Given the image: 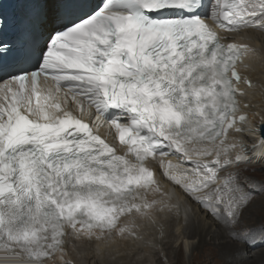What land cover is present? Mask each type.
<instances>
[{
    "label": "bare ground",
    "instance_id": "bare-ground-1",
    "mask_svg": "<svg viewBox=\"0 0 264 264\" xmlns=\"http://www.w3.org/2000/svg\"><path fill=\"white\" fill-rule=\"evenodd\" d=\"M47 2H48V9L51 10L54 7L53 2H55V0H47ZM243 4H244V2H243ZM263 7H264V0H254V4L252 5V3H251V5H249L250 11H248V12H247V7L245 6V8L243 9L244 10L243 11V17L245 18L246 16H250L251 20L248 22V24H245L243 29H241L235 35H232L231 36L232 41H229L231 44H234L235 47H237V50L240 53V57H241L239 60V63H238L239 73L237 76L239 79L238 80L239 81L238 86H237L238 90H239V94H237V95H238V99H239V103H240V105L238 107L242 113L248 114V116H249L246 119V121H248L249 125H247V124H246L247 126L245 125V127L247 129L250 128L248 130V133L245 130L246 128H244V126L240 125L236 128L237 130H234V132L231 133L229 139H227V141L224 144H220V145L215 144V145H209V146L208 145H201V144H199V145L194 144V145H191L189 147L187 146L183 152H186V154L189 155V157L187 159H189L190 162H188L187 159H184V157H182L180 160V163L179 164L175 163L174 167L170 170L167 169V167H165V165H164L163 174L166 177H164L163 180L161 178L158 179L157 187L159 186V189L155 188L149 194L143 192L142 199H140V200L136 199V200L131 202V205L129 206L131 209L125 210L126 213L124 214L123 222H124L125 226L120 231H118L119 230L118 227H120V224L117 223L114 226L116 230H111L110 232L107 229L103 233L102 232H96V231L84 232L83 230H78V229H76V231L73 233L74 235H70V233H72V232H64L66 234H63L64 240L62 241L63 242L62 251L57 252L56 253L57 256L56 255L52 256V253H47V254H45V257L48 255H50L52 257L56 256L58 258L61 257L64 259V261H66L65 264H75V262L72 258V255L74 254L73 251H74L75 247L77 245L79 246V244H81L82 242H84V241H86V243L89 242V245L93 244V246H96L97 244L99 245V243H101L102 245H99V247L103 248L105 246L104 245L105 241H109V240L111 241L112 240V242H113L112 244L115 243L114 246H116V247H114V246L113 247L116 249V248H119L118 247L120 244L119 241H122V238L125 241L126 239L133 237L132 235H135V233H136V235H138L141 232V229H143V228L146 229V227L149 225H150L149 227H152L151 229L155 230V231L153 230L154 232H156L154 235L157 237V234L159 235V233L162 232V230L159 228L161 226H159V225L157 226V224H158V222L163 223L161 220V218H163V215L162 216L158 215V213L156 211H154V207H155L156 203H158L159 200L161 201L163 199V196L165 194L166 195L164 196V198L166 196H171L169 194L171 193L172 190H174V191L176 189L180 190L181 196H183V194H184L192 202H194L196 204V206H199L204 211L207 210L206 204H205L206 203L205 198L206 199L209 198V195L206 194L207 187L204 185L209 180V178L205 177L203 175H200L199 169H201L202 166L207 164L206 167H213V168L215 167V169L217 167H219V165L221 166L223 162L220 161V159L217 161L218 155L223 153L225 150H228V148H231V147H240L241 149L238 148L239 151L237 150V152L241 151V153H240L241 155H243L246 151H248V147H249L250 149L253 150V152L256 151V154L254 157L264 158V139H262V137L260 135V126L264 122V107L260 106L259 109L257 108V109L251 110L247 105H245L247 102V99L250 98V96L248 97V95L251 92H250V88L248 89V87H247V89H246L247 84L244 83L245 80L243 81V78L244 77L246 78V76H250L255 80L256 79L255 77L258 75V72L256 74V72L254 71L256 68L254 66H251L250 64H251V62L254 58V55L256 53H258L259 55L262 54V53H259V51L255 48V47L259 46L260 39L256 38L255 36L251 37V35L249 36V34L254 33V31H252V29H254V30L256 29L258 31L264 32V11L261 9ZM259 9H261V11ZM246 12H247V14H246ZM47 25H50L49 22H47L43 26H45L47 28ZM48 31H49V29H48ZM255 32H257V31H255ZM240 33H242V35ZM244 35L251 37V38L250 39L245 38ZM246 39L248 41H253L255 44H251L250 42H247ZM255 65H256V63H255ZM247 69H250V71H249V72H251L250 74L255 73V75L251 76L250 74H248L249 72L247 71ZM254 80H253V82H254ZM247 90H248V95L245 97V92ZM236 109H238V108L236 107ZM250 142L252 143L251 144L252 146L253 145H255V146L252 147L251 145H249L248 143H250ZM247 145H248V147H247ZM242 147L246 151L242 150ZM188 150H190V151H188ZM206 154H209L208 156H212L213 159L212 158L211 159H205ZM226 154H227V152H226ZM244 159L245 158L243 157L242 160H244ZM185 160L188 162L187 164H186ZM246 160L247 159H245L244 161H246ZM198 163H200V164H198ZM212 164H215V165L212 166ZM186 168H189V171L186 170ZM220 169H222V168H220ZM238 186H241L240 181H237L236 179L233 178L232 185L230 187L237 189ZM188 191H193L194 193L191 192V194H188ZM192 194H194V195H192ZM231 195H229V196H231ZM168 198H170V197H166L167 201H168ZM166 199H163V200L166 201ZM176 200L178 201V199H176ZM164 205H166V204H164ZM183 206H184V204H183ZM183 206L181 207L182 213L180 215V219H182L183 216L187 219L186 225L184 226V230L186 233L185 236L188 238H198L199 239V245H197V247L195 248V256L191 260V264H224L222 261L223 258L221 257L222 253H227L228 255L230 254L232 256L231 258L232 259L235 258V260H237V261L241 259V257H240V253H241L240 245L235 244V243H231V242H227V241H225V238L227 236H229L231 238H236V239L240 238L239 232L241 230L239 229V227L237 226V223L235 221L238 220V222H239L240 221L239 219L244 216L246 211H242L241 214H240L239 210L238 211H232V216H233L232 221L225 218V216L223 214L221 217L217 218L218 222L220 223L219 227L217 229L213 230V227L204 225L200 219H196L195 217H193L192 211L190 210L189 205H185L184 207ZM161 208L162 207H160V209ZM162 210H163V208H162ZM212 214L213 213L211 210V212H209V215H212ZM237 215H240L241 217L238 218ZM158 216H160V219L158 218ZM110 224H112V222ZM240 224L241 223L239 222V226L241 227ZM155 225L157 226L156 229L153 228V226H155ZM160 225H162V224H160ZM217 226H218V224H217ZM227 226H229L230 229H228ZM259 226L261 229L264 228V225L263 226L259 225ZM147 229H148V227H147ZM227 230H229L230 232L226 233L225 231H227ZM262 231H264V230L257 231L253 228L250 229V234L256 235V238L254 241L258 242L259 244H262L264 242V234H262ZM52 235L53 234L47 236L46 238H48ZM119 236H121V237H119ZM258 236H263V237L259 238ZM130 239H128V240H130ZM251 239H253V238H251ZM46 241H49V239H46ZM94 241H97V242L94 243ZM110 241H109V243H110ZM166 246L168 248L169 258L173 259V264H182V251L175 254V256H174L173 253H171V248H172L171 244L168 243ZM106 250L107 249H105L104 251H106ZM5 251L7 253H9L11 256L6 258L4 261H1L0 264H31V263L35 264L34 262H28V261H25V259H23L25 256L23 254H21L20 244L17 242H14L10 246L6 247ZM16 253L18 255H15ZM252 255H253V258H255V260L256 259L259 260V258H263L264 252L261 253V257H259V258L256 257L257 254L254 252L252 253ZM124 258H126V257H124ZM50 263H52V262H50Z\"/></svg>",
    "mask_w": 264,
    "mask_h": 264
},
{
    "label": "rangeland",
    "instance_id": "rangeland-1",
    "mask_svg": "<svg viewBox=\"0 0 264 264\" xmlns=\"http://www.w3.org/2000/svg\"><path fill=\"white\" fill-rule=\"evenodd\" d=\"M252 31H254V33L249 34V36H255L256 38L260 39L259 46L255 48L259 51V53L262 54L259 55L256 53L250 64L256 68L254 71L256 74L258 72L259 76L257 75L258 77L256 76L255 80L250 76L243 78V81L245 80L244 83L247 84L246 89L247 87L248 89L250 88L251 92V95H248V90L245 92V97L247 95L248 97L250 96V98L247 99L245 105H247L251 110L257 108L259 109L260 106L264 107V32L258 31L256 29H252ZM240 34L242 35V33ZM251 37L245 36V38L248 39ZM246 41L250 42L251 44H255L253 41H248L247 39ZM247 71L249 72L250 69H247ZM250 73L251 72L248 74ZM250 75L253 76L255 73ZM248 144L251 145L252 143L250 142ZM254 146L255 145L252 147ZM238 148L241 149L240 147H231L219 154L217 161L220 159V161L223 163L216 169L215 167H206L207 164L202 166L203 168L201 167V169H199L200 175L209 178V180L204 185L207 187L206 194L209 195V198H205V204L207 208L206 211L201 209L199 206H196V204L184 194L181 196L180 190H172L169 194L171 196H166L170 197L168 198V201L166 197L164 198L166 195L165 194L163 199H166V201L161 198L162 200H159L154 207V211H156L158 215H163V218H161L163 223L158 222L157 224V226H161L159 228L162 230V232H160L159 235L157 234V237L154 235L156 233L154 232L155 230L151 229L152 227H149V225L147 226L149 230L146 227V229L143 228L144 230L141 229L142 233L140 232L138 235H136V233L135 235L131 234L133 236L130 237L132 240L128 238L130 240L126 239L124 241L122 238V241H119L120 244L118 243L119 248L116 249L114 248L116 247L114 246L115 243L112 244V240H109L110 243L109 241H105L104 245L107 248L105 246L100 248L99 245H102L101 243H99V245L97 244L98 246H93V244L89 245V242L86 243V241H84L85 243L82 242L79 244V246L77 245L73 251L74 254L72 255V258L75 264H173V259L169 258L168 256L169 252L166 246L168 243L171 244V253H173L174 256L175 254L182 251V264H191V260L195 256V248L197 245H199V239L188 238L185 236L186 233L184 226L186 225L187 219L184 216L182 219H180V215L182 213L181 207L183 204L184 206L189 205L193 217L200 219L204 225L213 227V230L219 227L220 223L218 222L217 218L221 217L223 214L225 218L232 221V211L239 210L240 214L242 211H246L243 217L237 215L238 218L241 217L239 219L241 227L239 226L238 220L235 221L241 230L239 232L240 238L236 239L229 236L225 238V241L227 242L240 245L241 259L237 261L235 258L232 259L230 254L228 255L227 253H222V261L224 264H264V256L263 258H259L261 257V253L264 252V242L259 244L258 242L254 241L256 235L250 234V229L252 228L257 231L264 230V228L261 229L259 226L264 225V158L254 157L256 151L253 152V150L249 147L248 151L244 150L242 147V150L246 152L241 155V151L237 152V150L239 151ZM208 155L209 154H206V158H204L213 159L212 156ZM243 157L247 160H242ZM215 164H212V166ZM233 178L237 181H240L241 186H238L237 189L230 187L232 185ZM191 192L194 193L193 191H188V194H191ZM176 199H178V201ZM160 207H162L163 210L162 208L160 209ZM211 210L213 214L209 215ZM158 218L160 219V216H158ZM157 226L155 225L153 228L156 229ZM227 228L230 229L229 226H227ZM225 232L229 233L230 231L227 230ZM262 234H264V231H262ZM258 237L262 238L263 236ZM95 242L97 241H94V243ZM105 249L107 250L104 251ZM253 252L257 254L256 257L259 258V260H255V258H253Z\"/></svg>",
    "mask_w": 264,
    "mask_h": 264
},
{
    "label": "water",
    "instance_id": "water-1",
    "mask_svg": "<svg viewBox=\"0 0 264 264\" xmlns=\"http://www.w3.org/2000/svg\"><path fill=\"white\" fill-rule=\"evenodd\" d=\"M260 135L264 139V123L260 126Z\"/></svg>",
    "mask_w": 264,
    "mask_h": 264
}]
</instances>
